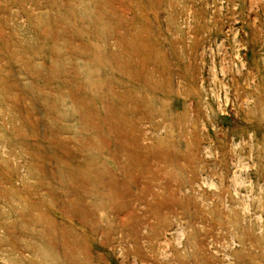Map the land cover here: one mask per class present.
<instances>
[{
	"label": "rangeland",
	"instance_id": "rangeland-1",
	"mask_svg": "<svg viewBox=\"0 0 264 264\" xmlns=\"http://www.w3.org/2000/svg\"><path fill=\"white\" fill-rule=\"evenodd\" d=\"M0 264H264V0H0Z\"/></svg>",
	"mask_w": 264,
	"mask_h": 264
}]
</instances>
